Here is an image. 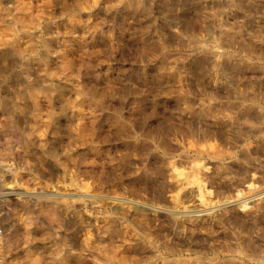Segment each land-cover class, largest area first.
<instances>
[{
  "label": "rangeland",
  "instance_id": "1",
  "mask_svg": "<svg viewBox=\"0 0 264 264\" xmlns=\"http://www.w3.org/2000/svg\"><path fill=\"white\" fill-rule=\"evenodd\" d=\"M124 1L0 0V264H264V0Z\"/></svg>",
  "mask_w": 264,
  "mask_h": 264
},
{
  "label": "bare ground",
  "instance_id": "2",
  "mask_svg": "<svg viewBox=\"0 0 264 264\" xmlns=\"http://www.w3.org/2000/svg\"><path fill=\"white\" fill-rule=\"evenodd\" d=\"M139 1L140 0H125L124 1V7H126V8H128V9H136V7L138 6V3H139ZM93 8H95V6H93ZM202 46V45H201ZM214 47V46H213ZM203 48V47H202ZM198 49V48H197ZM217 55H219V54H217ZM216 55V56H217ZM217 59V58H216ZM215 59V61H213L212 63L214 64V65H217V63H218V60H216ZM218 66V65H217ZM216 66V67H217ZM212 68H213V66H212ZM217 72V71H216ZM245 93V92H244ZM235 95V94H234ZM255 95V94H254ZM252 96V95H251ZM250 96V98H252ZM243 98V97H242ZM240 99V98H239ZM253 99V98H252ZM261 99V98H260ZM84 100V99H83ZM85 100H87V99H85ZM1 102V101H0ZM257 104V103H256ZM239 105V104H238ZM205 107V106H204ZM207 107H209L208 105L206 106V109H207ZM244 107V106H243ZM258 108V107H257ZM250 109V108H249ZM255 109V108H254ZM206 111V110H205ZM260 111V110H259ZM213 116V115H212ZM264 116V115H263ZM208 117V116H207ZM216 118V117H215ZM214 118V119H215ZM221 119H223V118H220V120ZM217 121H218V119H216ZM224 121V120H223ZM225 121H226V123H231V120L230 119H225ZM224 121V122H225ZM219 127V126H218ZM228 127V126H227ZM230 127V126H229ZM8 170H10V167L9 168H7ZM33 193V192H32ZM38 193V192H37ZM7 194H11V192H7ZM53 205H54V203H52ZM52 206V205H51ZM56 208L53 206V207H48V209L47 210H45V208L43 209V210H45L43 213H44V215H46V216H49V217H55V216H57L56 214V210H55ZM257 252V251H256ZM255 253V252H254ZM260 254H261V252H260ZM257 255H258V253H257ZM263 255V254H262ZM259 256V255H258ZM262 257V256H261ZM199 262V261H198Z\"/></svg>",
  "mask_w": 264,
  "mask_h": 264
}]
</instances>
